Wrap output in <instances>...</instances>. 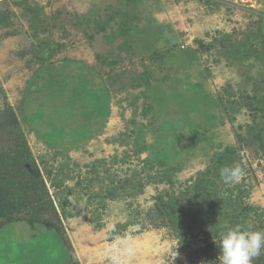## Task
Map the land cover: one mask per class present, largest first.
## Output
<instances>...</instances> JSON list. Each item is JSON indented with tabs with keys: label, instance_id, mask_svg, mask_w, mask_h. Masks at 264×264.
<instances>
[{
	"label": "rangeland",
	"instance_id": "obj_1",
	"mask_svg": "<svg viewBox=\"0 0 264 264\" xmlns=\"http://www.w3.org/2000/svg\"><path fill=\"white\" fill-rule=\"evenodd\" d=\"M20 141L70 251L20 222L3 264H220L218 227L264 230V0H0V153Z\"/></svg>",
	"mask_w": 264,
	"mask_h": 264
},
{
	"label": "trees",
	"instance_id": "obj_2",
	"mask_svg": "<svg viewBox=\"0 0 264 264\" xmlns=\"http://www.w3.org/2000/svg\"><path fill=\"white\" fill-rule=\"evenodd\" d=\"M31 24L32 30H37L41 27L44 28L46 25L45 19L40 15L34 16ZM258 43L259 40H257V38L251 39L248 50L252 48L256 50ZM201 49H204L202 51H207L208 47L204 48L201 46L198 51ZM198 51L191 52L194 54ZM258 54H262L261 50ZM95 87L96 90L93 89L92 91H96L94 93L95 96L93 99L92 96H90V104L102 103L104 99H107V94L102 92V87L100 88L98 85ZM82 96L81 98L83 99ZM97 108H100L99 104H97ZM39 111H41V120L44 112L41 109ZM16 124V115L11 112L9 117L7 116L5 126L15 128ZM46 137L50 138L49 134H46ZM221 157L222 156L218 155L214 161L216 165L220 161H225V158L222 159ZM226 166H228V164L222 165V167ZM216 171V178L214 179L220 180V169H216ZM196 184V190H202L205 187L204 181H198ZM222 217H224L223 214ZM20 222L47 228L59 236L62 245L67 251H70L68 244L63 240L62 223L58 217L54 202L48 194L38 165L31 159V153L26 144L21 141L17 142L15 146L13 145L8 150H4L0 153V229ZM244 222H246V219L236 220L234 225ZM253 227L255 230H258L256 225ZM220 230L221 228L218 227L214 233L215 237L218 236ZM11 249L15 250L14 248ZM71 262H73V259H71ZM0 264L3 263L0 261ZM74 264H77V262L75 261ZM253 264H264V256L261 255L255 258Z\"/></svg>",
	"mask_w": 264,
	"mask_h": 264
},
{
	"label": "clouds",
	"instance_id": "obj_3",
	"mask_svg": "<svg viewBox=\"0 0 264 264\" xmlns=\"http://www.w3.org/2000/svg\"><path fill=\"white\" fill-rule=\"evenodd\" d=\"M243 175L239 165L223 167L220 177L223 183L237 182ZM220 264H253V260L264 252V230H255L250 222L230 226L225 223L218 232ZM177 252L174 253V258Z\"/></svg>",
	"mask_w": 264,
	"mask_h": 264
}]
</instances>
